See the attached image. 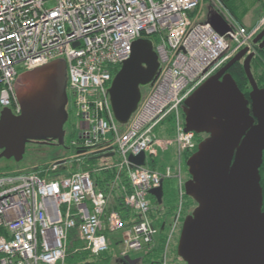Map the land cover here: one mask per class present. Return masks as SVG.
<instances>
[{"label": "built area", "instance_id": "1", "mask_svg": "<svg viewBox=\"0 0 264 264\" xmlns=\"http://www.w3.org/2000/svg\"><path fill=\"white\" fill-rule=\"evenodd\" d=\"M208 1L210 11L231 27L224 36L201 20L205 0H0V108L19 115V76L64 58L78 121L76 137L69 141L72 161L60 157L0 174V264H69L73 234L84 244L75 253L98 257L109 251V235L115 233L121 234L117 245L123 255L151 251L159 225L151 217L155 207L149 192L175 179L180 206L165 230L166 264L169 244L183 224V158L196 149V134L185 131L182 107L241 50L256 52L253 40L264 28V15L248 27L222 0ZM142 38L153 41L160 71L129 122L121 125L109 89ZM168 118L175 137L159 140L156 129ZM171 146L178 156L175 166L148 165V155L155 160L159 149ZM142 153L146 166L130 161ZM101 159L102 164H93ZM102 172L114 176L98 189L94 176ZM117 194L123 195V210L113 207Z\"/></svg>", "mask_w": 264, "mask_h": 264}, {"label": "water", "instance_id": "2", "mask_svg": "<svg viewBox=\"0 0 264 264\" xmlns=\"http://www.w3.org/2000/svg\"><path fill=\"white\" fill-rule=\"evenodd\" d=\"M206 23L221 36L231 30L224 17L214 11H209ZM253 43L264 49V29ZM255 56L256 52L249 53L248 48L241 50L182 107L185 131L205 136L186 161L190 178L184 191L196 203L183 221L177 246V255L186 264H264L260 172L264 163V88L252 72ZM241 61L251 86L249 97L229 72ZM159 71L153 41H135L131 57L122 63L109 89L119 124L129 122L142 100V89L155 82ZM67 87L64 58L19 76L16 96L21 113L15 115L10 108L0 112V160L20 163L30 143L56 141V146H65ZM129 159L135 165H147L146 153ZM149 194L162 206L164 183ZM164 230L165 223L161 227Z\"/></svg>", "mask_w": 264, "mask_h": 264}, {"label": "rangeland", "instance_id": "3", "mask_svg": "<svg viewBox=\"0 0 264 264\" xmlns=\"http://www.w3.org/2000/svg\"><path fill=\"white\" fill-rule=\"evenodd\" d=\"M243 2V7L239 10V14H241L240 21L247 25L248 27L253 26L258 23L260 18L264 15V0H241ZM49 6L52 5V3L48 4ZM210 2L208 0H205L202 12L203 15L201 17L202 21H206L208 18V13L210 11L209 9ZM239 21V22H240ZM256 48V47H255ZM148 87H145L142 89L143 95L147 94ZM69 104L67 106V109L69 111L70 115V124L74 121V126L69 127L66 134V143L65 146H56L55 144L51 145H43L39 144L36 145L34 143H30L27 146L26 153L24 155V159L17 163L16 170H31L37 165L42 164H48L52 162L53 160L60 158V157H66L69 158L70 161H72V157L75 155V151L72 148H69V141L71 137H76L73 135V133L78 128V121L75 118V115L73 113V104L71 95H69ZM2 108H0L1 112ZM156 136L159 140H169L174 139L175 137V131H174V124L173 119L168 118L166 119L157 129H156ZM158 156L155 158V162L157 165V169L164 170V168L169 166H175L178 163V156L176 153L175 146L169 147L167 150L159 149L158 150ZM104 160H98L94 162V165H100L102 164ZM153 159L148 155V165L151 166ZM183 172L184 177L186 180L189 178L187 166H186V160L185 157L183 158ZM164 200H165V207L169 210L171 209H177L179 210V200H178V182L175 179L166 180L164 182ZM195 206H191L188 204L184 207L183 215H189L194 210ZM179 233L175 234L172 241L169 244L168 247V254H167V260L166 264H185L177 255V237H179ZM110 242H111V249L109 251V255L115 256L118 250V241L121 240V234L115 233L113 235H109ZM175 247V248H172ZM121 248V246H120ZM133 254L135 252H132ZM132 254V255H133ZM158 256L154 255L153 260L158 261Z\"/></svg>", "mask_w": 264, "mask_h": 264}, {"label": "trees", "instance_id": "4", "mask_svg": "<svg viewBox=\"0 0 264 264\" xmlns=\"http://www.w3.org/2000/svg\"><path fill=\"white\" fill-rule=\"evenodd\" d=\"M222 1H223L224 5L230 10V12L236 17V19L238 21H240L241 14H239V10L241 9V7H243V2H241V0H222ZM240 23L243 24L244 26H247L244 23H242L241 21H240ZM229 72L231 73L233 78L236 80L241 91L247 97H249V92L251 91V86H250V83H249L248 78L246 76L245 70L243 68L242 61L233 65L231 67V69L229 70ZM252 72H253L255 79L258 82V85L261 88H264V49H262V50L259 49L257 45H256V56L252 61ZM204 137L205 136H202V135H196V139H195L196 140V149L194 152L197 151L198 144L204 139ZM194 152H192L191 154H187L185 156V160L187 161V159ZM151 167L153 169H157V165H156L155 160L152 161ZM16 168H17V163L14 160H6V159L0 160V174L14 171V170H16ZM76 170H77V168H76ZM187 171H188V169H187ZM260 172H261V176H262L261 185L263 187V194H264V163L261 167ZM113 176H114V173H112V172H102V173L96 174L94 176V181H95L96 187L98 189L105 188L109 184V182L112 181ZM188 177L190 178V176H188ZM122 198H123V195H120V194H117L114 198L113 207L116 208L117 210L125 209L123 207ZM151 199H152V204L155 207V210L151 214V217L154 220L157 219L156 222H158V225H159V235L157 237L155 247L151 251H148L145 253V258H147V262L149 264H164L165 263L164 254H165V250H166L167 237H166L165 231H161V227L164 223V220H159L158 214H159L160 210L163 211V209L165 207V200H164V203L162 206H158L155 198L151 197ZM184 201H185L184 205L189 203V205L196 207V203L194 202V200L191 199L190 197L186 196V195L184 196ZM263 210H264V207H263ZM171 213H172V217H173L177 213V209H174V208L171 209ZM83 246H84V244L81 241H79L74 234L72 236H70V249H69V256L67 258V262L69 264H94L93 260H95V259H98V258L105 259L107 257L106 259L109 261L113 257L112 255H109V251H110L112 245H110L109 251H107L106 253H103L102 255H100L98 257L93 256L90 252L85 251V250H79L75 253V249L82 248ZM168 251H167V254H168ZM154 255H157L159 257L158 261L153 260Z\"/></svg>", "mask_w": 264, "mask_h": 264}, {"label": "flooded vegetation", "instance_id": "5", "mask_svg": "<svg viewBox=\"0 0 264 264\" xmlns=\"http://www.w3.org/2000/svg\"><path fill=\"white\" fill-rule=\"evenodd\" d=\"M72 126H74V121L72 124H70V115H69V119L64 126L66 134H67L68 128L72 127ZM51 143L56 144V141H49V144H43V145H50ZM34 144L39 145V143H34ZM185 217H186V215H182L183 220L185 219ZM158 218H159V220H164L165 230H166L167 227L171 224V221L173 218L171 210L164 207L163 211L160 210V212L158 214ZM178 242H179V237H177L176 248L178 246ZM172 248H175V247L172 246ZM132 254L133 253L130 252V253H126L125 255H123L122 248H120V245H118L117 253L115 256L112 257L111 260L108 261L106 259L107 258L106 257L105 259H103V258L95 259V260H93V262H94V264H149L147 262V258H145V252H137V253H134L133 255ZM127 257H130L131 261L129 259H127Z\"/></svg>", "mask_w": 264, "mask_h": 264}]
</instances>
